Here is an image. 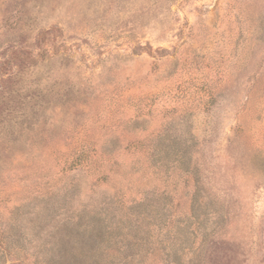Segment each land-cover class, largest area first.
<instances>
[{"label":"rangeland","instance_id":"374dc122","mask_svg":"<svg viewBox=\"0 0 264 264\" xmlns=\"http://www.w3.org/2000/svg\"><path fill=\"white\" fill-rule=\"evenodd\" d=\"M0 264H264V0H0Z\"/></svg>","mask_w":264,"mask_h":264}]
</instances>
